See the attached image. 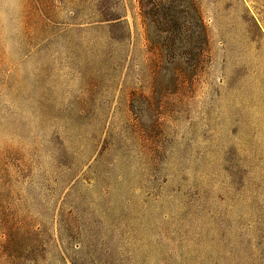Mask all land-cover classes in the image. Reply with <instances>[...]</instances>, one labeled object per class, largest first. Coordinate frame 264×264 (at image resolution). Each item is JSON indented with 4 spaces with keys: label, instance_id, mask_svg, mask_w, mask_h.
I'll list each match as a JSON object with an SVG mask.
<instances>
[{
    "label": "rangeland",
    "instance_id": "374dc122",
    "mask_svg": "<svg viewBox=\"0 0 264 264\" xmlns=\"http://www.w3.org/2000/svg\"><path fill=\"white\" fill-rule=\"evenodd\" d=\"M0 264H264V0H0Z\"/></svg>",
    "mask_w": 264,
    "mask_h": 264
}]
</instances>
